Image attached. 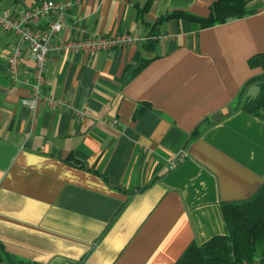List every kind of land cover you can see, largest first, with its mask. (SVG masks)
<instances>
[{"label":"crops","instance_id":"1","mask_svg":"<svg viewBox=\"0 0 264 264\" xmlns=\"http://www.w3.org/2000/svg\"><path fill=\"white\" fill-rule=\"evenodd\" d=\"M44 1L0 0V12L20 19ZM71 1L54 43L124 34L148 42L161 17L206 18L216 0H156L143 18L147 0ZM247 10L254 14L209 29L157 26L154 51L143 53L152 61L129 83L125 68L146 42L93 58L52 53L42 91L65 102L55 110L24 105L33 61L24 52L12 82L17 38L0 29V264H176L192 243L225 234L222 205L264 184V122L228 115L263 74L249 61L264 55V0H248Z\"/></svg>","mask_w":264,"mask_h":264},{"label":"trees","instance_id":"2","mask_svg":"<svg viewBox=\"0 0 264 264\" xmlns=\"http://www.w3.org/2000/svg\"><path fill=\"white\" fill-rule=\"evenodd\" d=\"M155 1L147 0L140 8L142 18L151 10ZM247 4L248 0H216L211 5L210 14L206 18L183 11H174L161 17L152 27L148 42L137 53L134 62L126 66L124 82L129 83L152 61L143 53L154 51L156 42L153 32L157 26L171 20H184L196 23L202 29H209L253 15V12L247 10ZM249 66L252 69L261 67L263 74L245 84L231 105L228 115L242 111L264 122V55L253 57L249 61ZM252 86L256 87L255 94L248 92ZM144 111L145 104H140L134 119L140 118ZM205 123L209 122L205 121ZM197 134L196 131L194 137ZM67 163L78 168H86L84 162L71 156L67 159ZM222 214L225 234L214 237L204 244L192 243L176 264H264V184L249 200L223 204Z\"/></svg>","mask_w":264,"mask_h":264},{"label":"built area","instance_id":"3","mask_svg":"<svg viewBox=\"0 0 264 264\" xmlns=\"http://www.w3.org/2000/svg\"><path fill=\"white\" fill-rule=\"evenodd\" d=\"M73 8L71 0L62 2L44 1L34 9L25 11L22 18H16L8 12H0V29L12 33L17 38V44L7 59V72L14 83L19 81L22 73L24 52H29L33 61L31 81H25L31 87V96L24 105L36 111L42 104L51 106L54 110L65 105V102L54 100L43 94L45 72L49 56L52 53H81L89 58L100 52H106L126 46L146 42L147 38L134 34L116 36L95 35L86 39H76L54 43L53 40L66 28L65 21ZM51 18L45 27H38L41 20ZM176 164H172V169Z\"/></svg>","mask_w":264,"mask_h":264},{"label":"rangeland","instance_id":"4","mask_svg":"<svg viewBox=\"0 0 264 264\" xmlns=\"http://www.w3.org/2000/svg\"><path fill=\"white\" fill-rule=\"evenodd\" d=\"M252 93L255 94L256 93V89Z\"/></svg>","mask_w":264,"mask_h":264}]
</instances>
